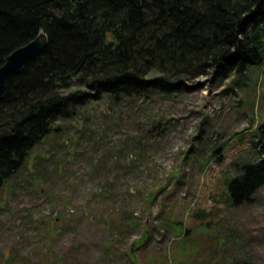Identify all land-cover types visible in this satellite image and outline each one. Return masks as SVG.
<instances>
[{"label": "rangeland", "instance_id": "1", "mask_svg": "<svg viewBox=\"0 0 264 264\" xmlns=\"http://www.w3.org/2000/svg\"><path fill=\"white\" fill-rule=\"evenodd\" d=\"M247 76L57 121L0 188V264H264V186L224 203L232 161L260 156L235 137L264 130V73Z\"/></svg>", "mask_w": 264, "mask_h": 264}, {"label": "trees", "instance_id": "2", "mask_svg": "<svg viewBox=\"0 0 264 264\" xmlns=\"http://www.w3.org/2000/svg\"><path fill=\"white\" fill-rule=\"evenodd\" d=\"M40 31L46 44L0 95V188L88 101L170 93L206 73L236 83L264 73V0H0V65ZM238 135L260 156L232 161L230 207L264 186V130Z\"/></svg>", "mask_w": 264, "mask_h": 264}, {"label": "water", "instance_id": "3", "mask_svg": "<svg viewBox=\"0 0 264 264\" xmlns=\"http://www.w3.org/2000/svg\"><path fill=\"white\" fill-rule=\"evenodd\" d=\"M46 44V35L40 31L33 39L12 50L0 65V95L9 76L17 73L30 59L35 57Z\"/></svg>", "mask_w": 264, "mask_h": 264}, {"label": "bare ground", "instance_id": "4", "mask_svg": "<svg viewBox=\"0 0 264 264\" xmlns=\"http://www.w3.org/2000/svg\"><path fill=\"white\" fill-rule=\"evenodd\" d=\"M88 102H89V101H88ZM88 102H87V103H88ZM254 137H258L257 134H256Z\"/></svg>", "mask_w": 264, "mask_h": 264}]
</instances>
